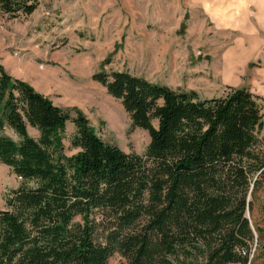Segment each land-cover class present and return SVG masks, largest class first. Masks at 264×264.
Listing matches in <instances>:
<instances>
[{
	"label": "trees",
	"instance_id": "1",
	"mask_svg": "<svg viewBox=\"0 0 264 264\" xmlns=\"http://www.w3.org/2000/svg\"><path fill=\"white\" fill-rule=\"evenodd\" d=\"M38 5L0 0V13ZM92 79L148 132L142 154L105 142L83 112L0 65V129L18 138L0 136V163L21 180L0 208V264H108L114 254L123 264H264V228L250 219L264 189L262 97L228 87L200 98L126 71Z\"/></svg>",
	"mask_w": 264,
	"mask_h": 264
},
{
	"label": "rangeland",
	"instance_id": "2",
	"mask_svg": "<svg viewBox=\"0 0 264 264\" xmlns=\"http://www.w3.org/2000/svg\"><path fill=\"white\" fill-rule=\"evenodd\" d=\"M193 0H39L28 16L0 13V65L53 104L74 115L78 109L96 134L125 152L142 154L148 132L132 128L120 101L92 79L104 71H126L175 91H195L200 98L222 96L228 87L248 88L251 72L264 66V49L243 57L236 71L227 56L238 39L232 30V5L200 8ZM248 48L249 43H243ZM232 59V58H231ZM72 123L66 125L64 153ZM29 135L37 131L28 128ZM18 140L4 127L0 136ZM20 178L0 163V208L4 195ZM264 189L259 191L251 222L264 228ZM249 215V214H248ZM114 254L108 264H123Z\"/></svg>",
	"mask_w": 264,
	"mask_h": 264
},
{
	"label": "crops",
	"instance_id": "3",
	"mask_svg": "<svg viewBox=\"0 0 264 264\" xmlns=\"http://www.w3.org/2000/svg\"><path fill=\"white\" fill-rule=\"evenodd\" d=\"M200 8L221 10L232 7V32L238 45L227 56L229 70L236 71L243 57H254L264 49V0H193ZM248 42V48L243 44ZM232 58V59H231ZM264 61V58H263ZM248 89L264 100V66L251 72ZM36 131V130H35Z\"/></svg>",
	"mask_w": 264,
	"mask_h": 264
},
{
	"label": "water",
	"instance_id": "4",
	"mask_svg": "<svg viewBox=\"0 0 264 264\" xmlns=\"http://www.w3.org/2000/svg\"><path fill=\"white\" fill-rule=\"evenodd\" d=\"M248 200H250V195H249V197H248ZM247 217H249L248 212H247Z\"/></svg>",
	"mask_w": 264,
	"mask_h": 264
}]
</instances>
